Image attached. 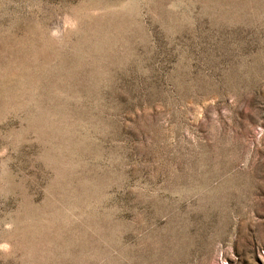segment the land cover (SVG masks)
I'll list each match as a JSON object with an SVG mask.
<instances>
[{
	"label": "rangeland",
	"instance_id": "obj_1",
	"mask_svg": "<svg viewBox=\"0 0 264 264\" xmlns=\"http://www.w3.org/2000/svg\"><path fill=\"white\" fill-rule=\"evenodd\" d=\"M0 264H264V0H0Z\"/></svg>",
	"mask_w": 264,
	"mask_h": 264
}]
</instances>
